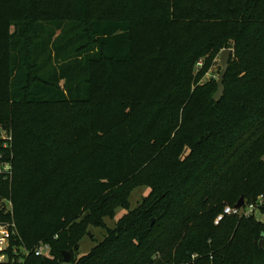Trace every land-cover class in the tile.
<instances>
[{"label": "trees", "instance_id": "trees-1", "mask_svg": "<svg viewBox=\"0 0 264 264\" xmlns=\"http://www.w3.org/2000/svg\"><path fill=\"white\" fill-rule=\"evenodd\" d=\"M0 155L4 264H264L255 215L215 225L264 196V0H0ZM89 227L106 236L79 256Z\"/></svg>", "mask_w": 264, "mask_h": 264}, {"label": "built area", "instance_id": "built-area-1", "mask_svg": "<svg viewBox=\"0 0 264 264\" xmlns=\"http://www.w3.org/2000/svg\"><path fill=\"white\" fill-rule=\"evenodd\" d=\"M13 175L12 163L0 155V180L11 179ZM264 210V196H260L256 202L247 204L242 208H236L235 206H226L223 211L215 219V225H219L226 217L238 216V217H249L255 215L256 212L261 213ZM17 228L13 216V205L12 202L6 198H0V264L7 263L10 260V256L7 253L8 249L12 247V241H16ZM15 258L17 255H29L23 247H14ZM50 247L47 244H40L36 250V256L48 255ZM198 256L194 255L192 258L196 259ZM24 261L23 257L20 258L19 264Z\"/></svg>", "mask_w": 264, "mask_h": 264}, {"label": "rangeland", "instance_id": "rangeland-1", "mask_svg": "<svg viewBox=\"0 0 264 264\" xmlns=\"http://www.w3.org/2000/svg\"><path fill=\"white\" fill-rule=\"evenodd\" d=\"M47 28H50V31L46 30V33H44L45 37H48V34L53 30L52 27L47 26ZM68 40V39H66ZM73 40V39H72ZM72 51V50H70ZM53 65H55L54 60ZM42 62L46 65L48 62H45V59L42 58ZM58 65V64H57ZM222 71L220 59L217 61V63L213 66L211 71L207 74L206 78L203 82H207L210 80H215L218 82L220 73ZM6 137V136H5ZM7 138V137H6ZM149 186L148 185H140L136 187L130 194L129 197V208L131 211L139 208L143 205V203L146 201V197L148 195ZM127 212V210H123L122 208H117L116 210V217L111 218H105L104 221L106 223V226L109 228H115L116 222ZM255 217L258 221H261L264 223V215H262L259 212L255 213ZM155 222V221H154ZM106 236V231L103 228H97V227H89L86 231V234L82 241L80 242V251L78 252L79 256H83L88 254L93 248H95L99 243H101L104 240V237ZM160 255L155 256V259L157 260Z\"/></svg>", "mask_w": 264, "mask_h": 264}, {"label": "water", "instance_id": "water-1", "mask_svg": "<svg viewBox=\"0 0 264 264\" xmlns=\"http://www.w3.org/2000/svg\"><path fill=\"white\" fill-rule=\"evenodd\" d=\"M232 53H233L232 49H225L221 53L220 63H221L222 71H221L219 79H218V90H217L216 94L214 95L215 101H220L222 96H223V91H224L223 82H224V78L226 76V73L229 69V61H230ZM244 205H245V198L242 197L239 200V202L235 205V207L240 209ZM259 248L264 249V234H263V239H261L259 242ZM71 257L72 256L70 253L64 252V263L69 264L71 262Z\"/></svg>", "mask_w": 264, "mask_h": 264}]
</instances>
